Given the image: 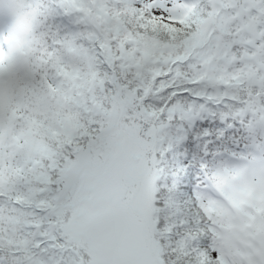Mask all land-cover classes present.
<instances>
[{
	"label": "snow or ice",
	"instance_id": "obj_1",
	"mask_svg": "<svg viewBox=\"0 0 264 264\" xmlns=\"http://www.w3.org/2000/svg\"><path fill=\"white\" fill-rule=\"evenodd\" d=\"M0 264H264V0H0Z\"/></svg>",
	"mask_w": 264,
	"mask_h": 264
},
{
	"label": "trees",
	"instance_id": "obj_2",
	"mask_svg": "<svg viewBox=\"0 0 264 264\" xmlns=\"http://www.w3.org/2000/svg\"><path fill=\"white\" fill-rule=\"evenodd\" d=\"M202 123H207V122H197L195 127L192 130V133L189 137L190 142L193 144L194 148L193 150L189 153L188 155V159L190 161V172H192V177L195 178L199 173L198 171H193V169H196L197 167V161L199 159L200 156L203 155V153L199 150V147H197L198 145V141H196L194 139V130L196 132V136L199 135L202 131L203 128L201 127ZM210 130H212L214 133L217 131V129L215 127L211 128ZM244 134L242 132H238L235 129H230L227 130L225 132V137L223 142L221 141H217L215 139V136H213V144L210 145V150L215 151L217 149L223 151L224 147H228L231 150H235V151H241L244 148V144H245V140H244ZM183 151V149H182ZM181 162L183 163L185 157H181ZM190 181L185 178L182 181V188L183 187H187L189 186ZM194 186V185H193Z\"/></svg>",
	"mask_w": 264,
	"mask_h": 264
}]
</instances>
